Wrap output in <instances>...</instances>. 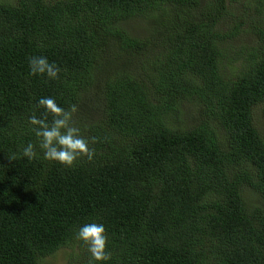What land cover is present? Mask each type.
I'll list each match as a JSON object with an SVG mask.
<instances>
[{"label":"trees","instance_id":"1","mask_svg":"<svg viewBox=\"0 0 264 264\" xmlns=\"http://www.w3.org/2000/svg\"><path fill=\"white\" fill-rule=\"evenodd\" d=\"M242 21L257 42L229 65ZM33 56L58 78L30 75ZM42 96L76 106L92 160L23 157ZM261 105L264 0H0V264H88L91 222L103 264H264Z\"/></svg>","mask_w":264,"mask_h":264},{"label":"clouds","instance_id":"2","mask_svg":"<svg viewBox=\"0 0 264 264\" xmlns=\"http://www.w3.org/2000/svg\"><path fill=\"white\" fill-rule=\"evenodd\" d=\"M28 65L30 75L46 76L48 80L58 78L60 69L46 57L33 56L29 58ZM36 107L42 109V112L39 115L34 112L28 117L36 143L28 142L23 147V157L29 161L40 158L36 150L38 147L43 160L69 168L81 157L93 159L94 150L89 147V139L73 122V114L77 111L75 105L65 109L54 97L42 96L38 99ZM92 142H95V137ZM75 238L87 246L88 264H103L109 259L106 251L108 237L103 223L83 224L76 232Z\"/></svg>","mask_w":264,"mask_h":264},{"label":"rangeland","instance_id":"3","mask_svg":"<svg viewBox=\"0 0 264 264\" xmlns=\"http://www.w3.org/2000/svg\"><path fill=\"white\" fill-rule=\"evenodd\" d=\"M247 1V0H244ZM238 9H236L237 11ZM237 19H235L236 21ZM232 23V20L228 19L225 21L224 26H229ZM132 27L134 26V30L141 35H146L148 30V27H144L141 23H138L137 21H134L131 23ZM130 25V26H131ZM227 42L222 44V47L224 49V55L226 57L225 61L227 64L231 65L236 59L239 58L237 55V52L242 49H248L250 47H253L257 42V36L254 34V29L248 23L247 21H242L240 24H238L235 28L234 35L231 38H226ZM224 61L222 64L229 67ZM187 103H185V109L186 111H190L187 109ZM193 111V110H192ZM192 115L191 114H185L183 117L188 120ZM256 122L258 123L262 133L264 134V105L259 106L256 109V115H255ZM246 196H249L254 202H249L257 204L259 202V199L257 196H255V193L249 189L246 188L245 190ZM43 264H65L64 260V252L59 251L53 258H47Z\"/></svg>","mask_w":264,"mask_h":264}]
</instances>
